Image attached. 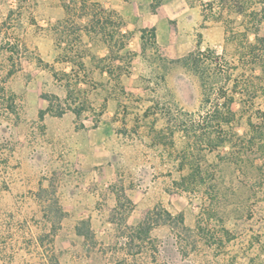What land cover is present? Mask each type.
Returning <instances> with one entry per match:
<instances>
[{
  "label": "rangeland",
  "instance_id": "374dc122",
  "mask_svg": "<svg viewBox=\"0 0 264 264\" xmlns=\"http://www.w3.org/2000/svg\"><path fill=\"white\" fill-rule=\"evenodd\" d=\"M187 1L194 2V10L188 15L180 5L169 9L174 19L169 28L160 22V38L163 43L179 34L193 41L188 45L186 37L172 38L169 47L160 45L165 57L176 60L199 46L209 48L235 62L240 68L237 75L252 59L250 54L257 56L251 66L255 106L238 130L251 136L253 144L242 149L246 157L242 166L229 160L230 146L208 155L206 176L218 182L208 194L179 190L173 184L180 176L175 162L185 139L178 134L172 144L168 134V145L163 146L156 137L167 127L163 110H199L202 88L196 75L170 62L162 79V59L151 46L142 49V38L133 40L137 31H125L124 22L105 0L88 3L89 13H98L93 19L79 6L68 10L62 0H0V264H39L41 253L63 252L64 245L49 242L55 234L60 238L73 234L77 222L92 248L106 249L108 264H264V149L260 132L246 125L249 113L255 121L264 115V22L258 36L250 24L253 10L264 20V0H249L253 8L246 17L220 7L217 0ZM155 3L160 5L159 0ZM54 95L61 98V108L77 116L79 134L74 139L80 145L74 155L82 166L70 169L60 144L49 146L54 142L45 122L49 112L42 117L41 111L50 105L45 97ZM10 97L13 110L5 108ZM43 100L48 103L45 109ZM54 103L60 109L59 101ZM75 108L81 113L77 115ZM95 127L97 147L87 152L84 141ZM83 152L90 155L92 170L99 176L96 187L91 186L99 195L96 200L92 197L91 211L72 213L65 220L54 196L55 176L63 171L87 172L89 159H81ZM46 174L51 181L50 185L45 181L43 200L50 205L44 207L27 192ZM104 174L108 186L101 189ZM21 190L27 195L18 196ZM146 208L183 213L190 227L200 221L217 244L198 238L197 248L191 246L185 255L177 247L176 231L166 224L153 228L146 241L130 243L126 235ZM63 220L69 226L63 227ZM106 223L108 228L103 227ZM36 238L46 242L43 248ZM106 238L110 246L102 247ZM129 251L141 252L135 257ZM30 252L33 257L19 259V253ZM15 255L18 259H13Z\"/></svg>",
  "mask_w": 264,
  "mask_h": 264
},
{
  "label": "trees",
  "instance_id": "16d2710c",
  "mask_svg": "<svg viewBox=\"0 0 264 264\" xmlns=\"http://www.w3.org/2000/svg\"><path fill=\"white\" fill-rule=\"evenodd\" d=\"M62 1L68 10L72 7L79 6L87 16L91 15L92 19L98 16L96 11L89 13L88 3H90V0ZM217 3L220 7L229 8L231 11L244 17L247 16L246 14L249 8L252 7L249 0H217ZM157 6V3L153 4L154 9ZM100 10L104 12L102 8ZM250 15L253 17L250 22L251 26H254L252 31L258 36L261 30L260 26L264 20L258 19L254 10L251 11ZM249 32L251 31L248 30ZM141 38L143 42L142 49L145 51L149 45L155 50L154 54L159 55V58L162 59V64L159 66L162 79L165 77V71L170 62L180 63L199 78L202 88V102L199 110L196 113L185 111L181 107H177L175 113H168L163 110L162 114L167 118V127L163 128L156 137L158 140L157 143L159 142L163 146L168 145L165 142L168 134L170 135L172 144L175 143V138L178 134L185 139V145L178 152V157L175 162L176 170L180 176L174 179L173 184L179 190L189 192L205 190L208 194L216 186L218 187V182L215 179L211 178L209 180L206 176L207 168L204 165L206 164L208 155L230 146L231 149L228 152L229 160L232 163L235 162L237 165L242 166V163L245 161L244 158H246L242 153V149L244 151L247 146L253 144V138L251 136L247 134L243 135L238 130L242 124L244 115L255 106V95L252 93L254 85L253 79H251L255 69L251 66H254L257 56L250 54L249 57L253 56L252 61L250 60V62L248 61L249 63L243 65V69L239 73L240 75H236L237 70L240 69L239 66L235 62L225 59L212 49L202 50L199 46L182 58L169 60L161 51L155 27L142 29ZM125 46V44H122L121 47ZM246 57L247 55H244L242 58L244 59ZM238 95L242 96L238 97ZM45 98L50 101V105L48 109L41 111L42 117L45 112L57 116H61L66 112L64 107H60L61 98L59 96L54 95ZM55 99L59 101L60 104L58 107L60 109L55 106ZM8 101L9 104L5 108L13 110V97H10ZM236 103H240V108H235ZM151 108L149 106L147 110ZM74 112L78 115L81 113V110L75 108ZM261 114L264 113L261 112ZM258 119L259 121H255L253 114L249 113L246 119V125L260 132V148L263 150L264 115L258 117ZM206 200L204 202V210L206 209L205 206L207 207L208 205ZM163 224L169 225L176 231L177 247L185 255H189L190 249L197 248L198 238L210 244H217L218 239L216 237L214 238V234L212 236L210 235V231H208L206 225L203 226L199 221L195 227H190L186 224L183 213L174 215L165 208H162L160 212L157 209H144L141 215V221L135 227L130 228L131 232L126 235V238L130 240V243H133L135 240L139 242L146 241V239L151 237L153 228ZM79 232L80 234H84L82 229H79ZM211 237L213 239H210ZM191 239H194L193 244H191ZM220 241L221 243L223 242L222 239ZM140 252L132 253L129 251L135 257ZM125 261H127V258L124 259Z\"/></svg>",
  "mask_w": 264,
  "mask_h": 264
},
{
  "label": "crops",
  "instance_id": "0c3cea01",
  "mask_svg": "<svg viewBox=\"0 0 264 264\" xmlns=\"http://www.w3.org/2000/svg\"><path fill=\"white\" fill-rule=\"evenodd\" d=\"M106 4L110 6V8L113 10L114 13L119 15L121 20L124 22L123 29L127 32L130 30H136L137 34L135 35L136 40L141 41V34L142 29L144 28H150L155 27L157 32V38L160 45H167L169 47V41L173 39H179L180 41H184L186 37V44H190L189 39L187 40V36H178L175 34L173 37H169V40H166L167 42H161L160 38V22L161 26L164 28H169V22L174 19L172 17L171 13L169 14L168 10H176L179 9V5L186 12V14H190L191 10H194L192 1L187 0H159L160 5L156 7V9L153 8V4L157 0H105ZM177 6V7H176ZM176 7V8H175ZM196 21H198V18L196 16L194 17ZM195 21V22H196ZM196 24V23H195ZM130 31V32H131ZM199 30H197L198 32ZM192 38L193 36H189ZM132 39L129 40V44L132 45L133 42ZM164 41V40H163ZM189 41V42H188ZM185 44V43H184ZM194 47V46H193ZM192 51V50H190ZM50 104V103H49ZM48 106V103H46V100H43V103L41 104V108H46ZM49 117L45 120L46 124L48 123V129H49V135L50 141L52 142L49 146L51 149H54L53 145L60 144V150L61 153L64 154L65 157H67V160H64L66 164H69L70 169L73 165L76 167L82 166L84 163L80 160L78 161L77 158L75 159V153L78 152L77 148H79L80 143H76L74 137L79 134V130L77 129L78 121L77 116L73 112L66 111L61 116H54L52 114H49ZM98 127H95L93 129H89V137L88 139L84 141L85 145L88 147L87 152H90V147H97V141H96V131ZM47 129V130H48ZM92 130H94V138L91 139V133ZM76 133V134H75ZM62 140H61V139ZM58 139L60 140V143L58 142ZM87 143V144H86ZM84 153V152H83ZM90 155L84 153L83 156H81V159L88 158L89 161L86 166H88L87 172H74V171H63L59 172L55 176V179L57 181V188L55 190V197L57 199V205L59 206L60 211L66 213V215L63 217V219H70L72 218V213H83V212H89L91 211L92 206V197L95 198V200L98 198V192H96L94 187H91L92 185L96 187L97 181L99 179V176L97 172L93 169V166L90 164ZM64 157V158H65ZM74 157V159H73ZM67 161H70V163H67ZM97 162L95 160L94 167L96 166ZM78 165V166H77ZM51 175H42L38 178V186L33 188L31 192H27L30 196H32L38 203L42 202V204L45 206H49L50 203L45 202L43 200L46 198L45 191L48 189L46 186L45 181H48V184L50 185L51 181ZM103 179V186L101 189H105L108 186V177L104 174L102 177ZM62 181V182H61ZM47 185V186H49ZM105 187V188H104ZM39 188H42L40 191ZM23 191H19L17 193L18 196L21 195H27L26 193H22ZM51 199H48V202H50ZM91 202V203H90ZM41 204V203H40ZM139 222V221H138ZM138 222L134 223L135 225L138 224ZM63 227L69 226L68 223L61 222ZM107 227V223L105 226ZM52 228V227H51ZM50 228V229H51ZM70 228V227H67ZM79 223L77 222L73 228V234L69 235L66 238H63L55 234V238L53 241H50L49 244L56 243V244H62L66 248L62 252H58L57 254H49L48 252L41 253V262L39 264H108V252L105 250L97 251L94 248L91 247V245L88 243L86 238L83 234L79 233ZM108 228V227H107ZM48 230L49 232L52 230ZM105 230V229H103ZM102 230V233L104 232ZM72 232V231H70ZM35 243L37 246H41L42 248L45 246V241L35 239ZM102 247L104 246H110V239L106 238L104 242H101ZM62 247V248H64ZM19 253L20 258L19 259H28L30 256L33 255V252L30 253ZM125 255V254H124ZM22 256V257H21ZM33 257V256H32ZM13 259H18L16 255L13 257Z\"/></svg>",
  "mask_w": 264,
  "mask_h": 264
}]
</instances>
